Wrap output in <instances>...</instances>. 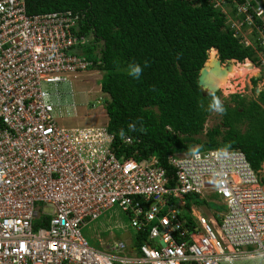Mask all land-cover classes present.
<instances>
[{
    "label": "built area",
    "instance_id": "obj_1",
    "mask_svg": "<svg viewBox=\"0 0 264 264\" xmlns=\"http://www.w3.org/2000/svg\"><path fill=\"white\" fill-rule=\"evenodd\" d=\"M28 1L0 0V264L264 262V166L215 148L174 153L170 170L155 156L119 155L107 123L68 126L80 119L78 75L100 74L101 61L85 55L93 37L81 13L31 15ZM211 2L254 52L252 79L264 84V0ZM200 202L221 206L215 219L198 213ZM115 207L134 232L109 241L99 231L96 248L83 230Z\"/></svg>",
    "mask_w": 264,
    "mask_h": 264
},
{
    "label": "trees",
    "instance_id": "obj_2",
    "mask_svg": "<svg viewBox=\"0 0 264 264\" xmlns=\"http://www.w3.org/2000/svg\"><path fill=\"white\" fill-rule=\"evenodd\" d=\"M27 8L31 15H83L84 34L93 37L85 55L101 61L93 70L103 75L107 125L119 155L139 161L155 156L170 169L167 160L174 153L225 148L242 151L256 171L262 169L264 90L256 99L235 94L226 101L221 92L199 86L213 48L222 63L258 61L211 0H29ZM131 65L143 69L139 78L130 75ZM216 99L225 112L219 113L220 124L207 129ZM126 137L134 143L125 145ZM145 238L135 235V246Z\"/></svg>",
    "mask_w": 264,
    "mask_h": 264
},
{
    "label": "rangeland",
    "instance_id": "obj_3",
    "mask_svg": "<svg viewBox=\"0 0 264 264\" xmlns=\"http://www.w3.org/2000/svg\"><path fill=\"white\" fill-rule=\"evenodd\" d=\"M227 63L228 62H225L224 65ZM257 75L258 74L247 75L245 79H234L231 82L235 85L234 88L212 92H221L222 98L226 101H230L231 96L235 94H241L247 98L256 99L258 93L255 92V89H261L264 85L263 81L260 79L257 84L253 83L252 77L255 76L254 78H256ZM78 77L81 79L77 82L78 93L75 96V102L77 105L76 110L80 119L67 118L65 123L68 126H77L78 124L87 126L105 124L107 122L105 107L103 104H98L99 98L103 96L101 93L102 74L94 71H88L80 73ZM203 88L207 89L205 87ZM64 101L69 103L70 98L68 96H64ZM65 113L68 117H72L74 115V110L66 109ZM218 124H220V114L215 111L208 119L206 128L209 129ZM219 208H221V206L214 202H200V206L197 207V211L208 220L209 217H211V219H215L216 214L214 211L218 212L217 210ZM99 231L104 233L100 235V238L102 240L109 239V241H128L130 234L134 232L130 224V219L127 217V213H125L120 207H115L110 210L100 220L89 224V226L83 230V235L87 238L89 243L96 248L101 247L99 241L100 239L98 237ZM108 235L112 237L108 238ZM236 264L254 263L238 262ZM259 264H264V262L259 261Z\"/></svg>",
    "mask_w": 264,
    "mask_h": 264
},
{
    "label": "bare ground",
    "instance_id": "obj_4",
    "mask_svg": "<svg viewBox=\"0 0 264 264\" xmlns=\"http://www.w3.org/2000/svg\"><path fill=\"white\" fill-rule=\"evenodd\" d=\"M208 62L200 74V84L211 91H224L234 88L231 82L234 79H245L247 75H256L258 71L250 60L243 63L228 62L222 65L217 59L216 50L209 52Z\"/></svg>",
    "mask_w": 264,
    "mask_h": 264
},
{
    "label": "clouds",
    "instance_id": "obj_5",
    "mask_svg": "<svg viewBox=\"0 0 264 264\" xmlns=\"http://www.w3.org/2000/svg\"><path fill=\"white\" fill-rule=\"evenodd\" d=\"M211 50H214V48L213 49H211ZM210 50V51H211ZM216 50V49H215ZM209 51V52H210ZM216 52H217V50H216ZM217 57H218V59H219V55H218V52H217ZM209 58V57H208ZM220 60V59H219ZM246 60H250V59H246ZM245 60V61H246ZM208 61V60H207ZM233 61H235V62H238L237 60H233ZM244 61V62H245ZM251 61V63L253 62L252 60H250ZM220 62H221V60H220ZM240 63V62H239ZM221 64L222 65H224V63H222L221 62ZM145 66H147L146 64H145ZM142 71H143V69L139 66V65H131L130 66V75H132L134 78H139V76L141 75V73H142ZM102 74V73H101ZM103 76V75H102ZM101 93H102V91H101ZM103 94V93H102ZM105 98H106V95L105 94H103V96H101L100 98H99V101H98V104H103L104 105V107H105ZM212 108L216 111V112H218V113H220V114H224V112H225V109L222 107V105H221V102L218 100V99H216L215 101H214V103H213V105H212ZM105 114H106V108H105ZM106 116H107V114H106ZM108 119V118H107ZM107 123V122H106ZM108 126V125H107ZM109 130V129H108ZM129 130H131V131H134L135 130V125H129ZM110 132V131H109ZM123 135H124V131L123 130H121V136L123 137ZM263 166H264V164H263ZM263 166H262V168H263ZM101 232V231H100Z\"/></svg>",
    "mask_w": 264,
    "mask_h": 264
},
{
    "label": "water",
    "instance_id": "obj_6",
    "mask_svg": "<svg viewBox=\"0 0 264 264\" xmlns=\"http://www.w3.org/2000/svg\"><path fill=\"white\" fill-rule=\"evenodd\" d=\"M220 61V60H219ZM229 61H233V60H229ZM229 61H227V62H229ZM221 63V62H220ZM206 65V64H205ZM204 65V66H205ZM204 68V67H203ZM200 74H201V71H200ZM258 76L259 75H257V78H258ZM199 86L204 90V91H208V92H212L211 90H207V89H204L202 86H201V84H200V75H199ZM219 91V90H218Z\"/></svg>",
    "mask_w": 264,
    "mask_h": 264
}]
</instances>
